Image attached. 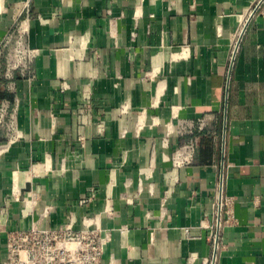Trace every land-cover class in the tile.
Returning <instances> with one entry per match:
<instances>
[{"label": "crops", "instance_id": "crops-1", "mask_svg": "<svg viewBox=\"0 0 264 264\" xmlns=\"http://www.w3.org/2000/svg\"><path fill=\"white\" fill-rule=\"evenodd\" d=\"M19 23L0 264L9 231L66 224L101 264H264V0H0V43Z\"/></svg>", "mask_w": 264, "mask_h": 264}, {"label": "built area", "instance_id": "built-area-1", "mask_svg": "<svg viewBox=\"0 0 264 264\" xmlns=\"http://www.w3.org/2000/svg\"><path fill=\"white\" fill-rule=\"evenodd\" d=\"M37 51L25 40V28L18 24L5 35L0 43V74L12 88V79L17 76L33 77L32 61ZM3 65V67H2ZM7 102L0 106V128L11 134L14 123L6 119ZM197 126H204V118L197 120ZM193 123L179 124L180 132H191ZM188 147H192L190 143ZM221 209V204H219ZM226 220L231 224L236 219L229 211ZM104 239L99 231L82 228L73 229L70 224L58 228L11 230L7 233L6 257L1 264H101Z\"/></svg>", "mask_w": 264, "mask_h": 264}]
</instances>
